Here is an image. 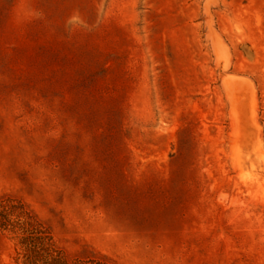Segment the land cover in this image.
I'll use <instances>...</instances> for the list:
<instances>
[{
	"label": "rangeland",
	"instance_id": "374dc122",
	"mask_svg": "<svg viewBox=\"0 0 264 264\" xmlns=\"http://www.w3.org/2000/svg\"><path fill=\"white\" fill-rule=\"evenodd\" d=\"M0 198L69 262L264 264V0H0Z\"/></svg>",
	"mask_w": 264,
	"mask_h": 264
},
{
	"label": "trees",
	"instance_id": "16d2710c",
	"mask_svg": "<svg viewBox=\"0 0 264 264\" xmlns=\"http://www.w3.org/2000/svg\"><path fill=\"white\" fill-rule=\"evenodd\" d=\"M0 228L16 240L22 264H105L98 259L69 262L48 229L20 202L0 198Z\"/></svg>",
	"mask_w": 264,
	"mask_h": 264
}]
</instances>
